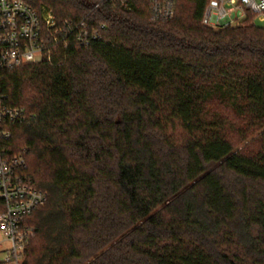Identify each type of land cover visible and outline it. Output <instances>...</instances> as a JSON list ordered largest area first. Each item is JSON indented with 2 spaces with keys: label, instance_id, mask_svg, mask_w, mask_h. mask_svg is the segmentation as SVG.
Masks as SVG:
<instances>
[{
  "label": "trees",
  "instance_id": "1",
  "mask_svg": "<svg viewBox=\"0 0 264 264\" xmlns=\"http://www.w3.org/2000/svg\"><path fill=\"white\" fill-rule=\"evenodd\" d=\"M20 1L106 28L0 69V95L35 118L12 149L48 195L24 264H264V28L204 27L209 0L170 21L148 0Z\"/></svg>",
  "mask_w": 264,
  "mask_h": 264
},
{
  "label": "built area",
  "instance_id": "2",
  "mask_svg": "<svg viewBox=\"0 0 264 264\" xmlns=\"http://www.w3.org/2000/svg\"><path fill=\"white\" fill-rule=\"evenodd\" d=\"M88 1L92 3V11L106 3L126 2ZM148 1L156 20L170 21L175 17L178 0ZM249 21L264 27V0H209L202 17L204 27L217 31ZM105 29L86 19L59 23L45 9H34L20 0H0V69L50 61L71 43L89 48L102 40ZM34 121L33 115L0 95V264L25 263L35 231L31 219L48 201L47 193L33 186L26 176L25 152L16 153L12 149L13 130L31 126Z\"/></svg>",
  "mask_w": 264,
  "mask_h": 264
},
{
  "label": "rangeland",
  "instance_id": "3",
  "mask_svg": "<svg viewBox=\"0 0 264 264\" xmlns=\"http://www.w3.org/2000/svg\"><path fill=\"white\" fill-rule=\"evenodd\" d=\"M40 9H45L48 13H50L51 15H53V13L47 7H45V6L41 7ZM257 25L259 27H261V28H264L261 23H257ZM259 135H260V132H256L253 135H251L249 137V139H247L246 141H241V139H239V137L233 135V139H232L233 141L232 142H233V145H234V147H235L236 150H242L244 148H250V150L258 149L259 148V145H258V143H256V141H257V138H258ZM21 149L22 150H25L24 147H22ZM32 219H31V222L30 223H32Z\"/></svg>",
  "mask_w": 264,
  "mask_h": 264
}]
</instances>
